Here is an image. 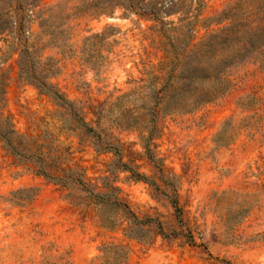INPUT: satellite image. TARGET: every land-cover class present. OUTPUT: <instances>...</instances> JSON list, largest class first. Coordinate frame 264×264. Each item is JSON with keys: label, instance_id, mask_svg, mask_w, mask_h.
I'll return each mask as SVG.
<instances>
[{"label": "rangeland", "instance_id": "rangeland-1", "mask_svg": "<svg viewBox=\"0 0 264 264\" xmlns=\"http://www.w3.org/2000/svg\"><path fill=\"white\" fill-rule=\"evenodd\" d=\"M0 264H264V0H0Z\"/></svg>", "mask_w": 264, "mask_h": 264}]
</instances>
